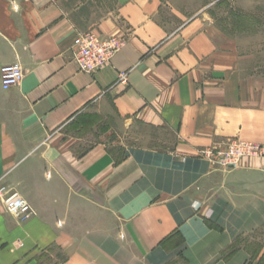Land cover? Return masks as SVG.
I'll use <instances>...</instances> for the list:
<instances>
[{"label":"crops","instance_id":"crops-1","mask_svg":"<svg viewBox=\"0 0 264 264\" xmlns=\"http://www.w3.org/2000/svg\"><path fill=\"white\" fill-rule=\"evenodd\" d=\"M205 7L116 0L89 32L124 46L85 73L82 31L53 0H0V68L23 71L0 83V186L34 213L21 221L0 200V264L260 263L264 156L223 171L204 153L264 146L261 52Z\"/></svg>","mask_w":264,"mask_h":264},{"label":"rangeland","instance_id":"rangeland-1","mask_svg":"<svg viewBox=\"0 0 264 264\" xmlns=\"http://www.w3.org/2000/svg\"><path fill=\"white\" fill-rule=\"evenodd\" d=\"M63 16L70 19L82 32L93 31L96 25L113 13L116 0H53ZM198 6H206L204 13L212 20L214 26L222 33L230 36L242 37V42L247 45V50H256L261 53L258 61H262L264 77V0H196ZM92 123H95L92 121ZM96 128L107 130L115 127V122L100 120ZM92 125V124H91ZM92 126H95L92 125ZM100 126V128H98ZM93 129H95L93 127ZM112 137L118 136V131L113 130ZM116 132V133H115ZM112 138V140H113ZM92 139V141L96 140ZM115 140V139H114ZM110 141V140H109ZM117 151V145L112 146ZM255 254L260 263L264 264V230L256 235Z\"/></svg>","mask_w":264,"mask_h":264},{"label":"built area","instance_id":"built-area-1","mask_svg":"<svg viewBox=\"0 0 264 264\" xmlns=\"http://www.w3.org/2000/svg\"><path fill=\"white\" fill-rule=\"evenodd\" d=\"M124 46V41L118 38L102 39L93 32L76 34L72 48L74 63L80 72L93 73L108 65L114 54ZM23 78L19 64L4 65L0 68V83L3 90L17 86ZM118 83L126 84V73H120ZM264 146L240 141H230L225 150L213 153L207 151L204 157L216 168L223 171L236 167L245 157H263ZM0 200L7 213L21 221H26L34 214L27 203L16 193H9L0 186Z\"/></svg>","mask_w":264,"mask_h":264}]
</instances>
